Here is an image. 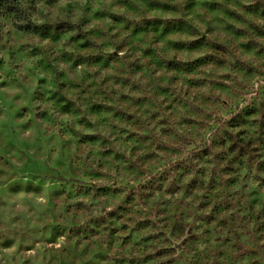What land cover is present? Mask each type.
Masks as SVG:
<instances>
[{"label":"rangeland","instance_id":"obj_1","mask_svg":"<svg viewBox=\"0 0 264 264\" xmlns=\"http://www.w3.org/2000/svg\"><path fill=\"white\" fill-rule=\"evenodd\" d=\"M0 53V264H264V0H35Z\"/></svg>","mask_w":264,"mask_h":264},{"label":"clouds","instance_id":"obj_2","mask_svg":"<svg viewBox=\"0 0 264 264\" xmlns=\"http://www.w3.org/2000/svg\"><path fill=\"white\" fill-rule=\"evenodd\" d=\"M84 2H86V0H84ZM45 43H47V41H45ZM119 55L120 56H124V52L121 51L119 53ZM0 56H4V54L3 53H0ZM4 58L7 59V56H4ZM81 67H83V66H81ZM78 71H79V69H78ZM256 79H264V77H259L258 76V77H256ZM254 85H255V82L253 81V86ZM202 91H206V89H202ZM132 95H137V94L136 93H133ZM237 103L239 104V101ZM215 107L219 108V117L223 118L226 122L231 121L232 118H233V116L236 114L235 113V110H233V112L231 114H229V112L227 111V109L224 108V107H222V106H220L219 103H217V105H215ZM168 110H169V112H171V109L170 108ZM27 119H31V116L29 115L27 117ZM194 122L195 121H194L193 118L186 119V120L183 121V123H181L179 121V119H177L176 120V123L179 124V127L177 128V132L178 133H181L186 128L190 130L191 127H192V125L194 124ZM121 127H123V126H121ZM214 127L215 126H213V130H214ZM163 128H164V124L162 122L159 124V126H157V123H155V122L149 125V131H151L152 129H155V133H154L155 136H159V134H160V132H161V130ZM202 131L205 134V139L207 138V136H211L212 135V131H209L208 129H204L203 127H202ZM236 131H241V129L238 128V129H236ZM113 139H115V138L113 137ZM142 139H144V138L142 137ZM162 139H165L166 140L167 137H162ZM179 139L183 142L184 141V136L183 135H180L179 136ZM197 143H199V141H196L195 143H193V142H186L185 143L184 151L185 152H191V151H193V149L196 147V144ZM157 154L159 156H161V157H164V159L161 161V164L167 163L168 157L165 156V153L164 152L157 150ZM125 155L126 156L136 157L137 162H139V152L138 151H136L134 149H129L125 153ZM177 159H179V154L171 157V161L173 163ZM47 166H48L49 169L53 170V172H55V170L57 168V165H55L52 162H49ZM157 170H159V169H157ZM57 173L58 172H56V174L54 175L55 178L57 179V181L60 182V183H66L67 181H65L60 176H58ZM113 174H115V173H113ZM153 174H155V171L153 172ZM262 175H264V174H262ZM188 179H191V177H186L185 178V180H188ZM256 184H257V182H252L251 185H250V187L251 188H255L256 187ZM246 191H248V189H246ZM179 196H180V194L177 195V199H179ZM190 200H191V198H189V201ZM186 203H187V201H186ZM109 210L111 211V209H109ZM25 211H27V209H25ZM188 223H191V219L188 220ZM62 239L63 238H61V240ZM177 243H180V241H177ZM57 247H59V245H57ZM204 247H206V246H204V245L201 246V251H203V248ZM15 250H16V246H13V248L11 249V251L15 252ZM176 254L179 255V251Z\"/></svg>","mask_w":264,"mask_h":264},{"label":"trees","instance_id":"obj_3","mask_svg":"<svg viewBox=\"0 0 264 264\" xmlns=\"http://www.w3.org/2000/svg\"><path fill=\"white\" fill-rule=\"evenodd\" d=\"M35 0H0V11L17 18L26 17L28 8Z\"/></svg>","mask_w":264,"mask_h":264}]
</instances>
